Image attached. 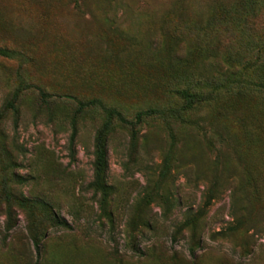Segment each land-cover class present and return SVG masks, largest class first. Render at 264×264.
<instances>
[{
	"label": "rangeland",
	"instance_id": "rangeland-1",
	"mask_svg": "<svg viewBox=\"0 0 264 264\" xmlns=\"http://www.w3.org/2000/svg\"><path fill=\"white\" fill-rule=\"evenodd\" d=\"M239 1L0 0V264H264V96L184 112L171 94L233 67L246 38L216 25ZM248 1L250 38L264 0ZM91 98L165 112L103 132Z\"/></svg>",
	"mask_w": 264,
	"mask_h": 264
},
{
	"label": "trees",
	"instance_id": "trees-1",
	"mask_svg": "<svg viewBox=\"0 0 264 264\" xmlns=\"http://www.w3.org/2000/svg\"><path fill=\"white\" fill-rule=\"evenodd\" d=\"M250 5L248 0L239 1L234 6L230 7L229 10L224 11L221 14V20H218L216 25L217 30L223 32L224 34L234 35L238 34L240 38H246V48L243 51L238 48L237 43L235 44L234 37L228 40V49H229V60L231 64L240 66L241 68L245 63H249L253 72L250 76H243V73H240L242 69H233V67L227 69L225 73L220 74L218 77L209 79H203L200 82V79H196L194 82H184L180 88H175L173 95H175L180 101L179 110L189 111L194 107L195 104L210 101L218 96L220 93H230V94H243L246 92L256 93L258 95L264 96V72L258 66L262 61H264V31L255 32V37L248 38L245 36L248 33V28L246 27V19L250 17ZM264 12V11H263ZM214 24H211L213 31H216ZM232 29V31H231ZM227 38V37H226ZM13 50L0 47V56L13 58ZM41 97H47V94L40 92ZM78 108H86L91 106L99 107L104 114L105 120L103 124V132L110 128L111 122L115 121L124 126H129L131 130V135L134 136V126L140 123L143 117L163 115L165 112L162 108L157 106H151L143 104L134 111L132 117H126V114L121 108L117 106H105L104 101L100 98H91L84 101H78ZM170 110L168 108L166 111ZM96 162L95 166L97 168V175L103 174L105 170V150L103 139H99L98 149L96 152ZM5 203L9 202L8 194H4ZM7 215L10 211L6 212ZM11 218L6 222L5 230L6 232L10 231L12 224H10ZM54 224L56 226H62L65 224L63 220L59 218H53ZM38 236L33 237V247L35 250L36 258L38 259L40 254V245L37 240ZM133 247L136 250L138 246L134 243ZM191 254L193 251L190 250Z\"/></svg>",
	"mask_w": 264,
	"mask_h": 264
}]
</instances>
